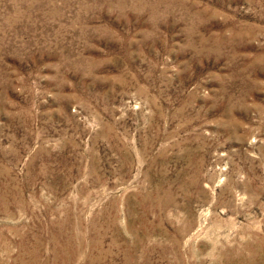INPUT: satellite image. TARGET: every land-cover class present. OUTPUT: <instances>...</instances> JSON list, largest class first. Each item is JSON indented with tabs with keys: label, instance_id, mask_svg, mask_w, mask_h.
I'll list each match as a JSON object with an SVG mask.
<instances>
[{
	"label": "rangeland",
	"instance_id": "obj_1",
	"mask_svg": "<svg viewBox=\"0 0 264 264\" xmlns=\"http://www.w3.org/2000/svg\"><path fill=\"white\" fill-rule=\"evenodd\" d=\"M0 264H264V0H0Z\"/></svg>",
	"mask_w": 264,
	"mask_h": 264
}]
</instances>
